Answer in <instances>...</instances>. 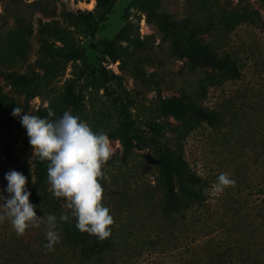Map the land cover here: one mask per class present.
Masks as SVG:
<instances>
[{
    "label": "rangeland",
    "instance_id": "obj_1",
    "mask_svg": "<svg viewBox=\"0 0 264 264\" xmlns=\"http://www.w3.org/2000/svg\"><path fill=\"white\" fill-rule=\"evenodd\" d=\"M155 1L154 11L170 15L174 20L187 16L242 17V11H249L256 19L254 24L239 25L230 33L223 27L220 32L210 31L204 36V41L217 52L228 53L235 60L239 80H230L211 69L189 70L186 60L172 53L170 37L148 19L146 0H117L103 21L97 20L88 29L72 28L74 42L82 53L76 68L69 64L40 97L22 107L33 112L47 105L50 99H58L65 80L71 78L72 69H76L73 77L75 92L82 94L81 119L94 132L106 133L114 150L102 166L104 178L100 181L104 188L102 203L114 218L108 237L112 247L103 254L99 264H182L205 256L207 248L214 254L212 257L226 254L230 264L249 258L256 264H264V161L258 156L263 142L258 141L257 135L263 131L262 139L264 134L262 5L259 0H242L241 3L239 0ZM46 2L73 12L95 7V0ZM2 3L0 0V14L3 13ZM21 18L30 21V27L16 24L12 17H0V67L12 65L22 71L35 58L38 44L34 31L36 33L37 19L41 17L35 13V17ZM52 19L68 27L61 17ZM119 34L122 36L116 40ZM103 41H114L128 64H122L120 69L121 59L113 62L104 55ZM20 47L27 52L24 64L18 54ZM133 65L139 71H135ZM102 69L118 74L120 80L104 84ZM80 71L83 78L77 80ZM8 96L22 103V98L9 90L0 75V99ZM171 96H182L207 109L222 112V124L213 128L192 116L176 120L162 115L159 101ZM127 121L133 124L129 126L130 141L125 148L119 139L112 137L121 133ZM155 121L165 128L166 136L158 137L160 141L168 143L175 153L184 151L192 171L206 179L208 206L172 218L161 213L159 205L165 198L164 171L154 151L143 146L154 136L147 125ZM235 122L237 132L228 135L226 127ZM243 132L256 133L255 138L252 136L254 144H250L253 143L249 141L251 137L239 143ZM13 133L17 147L21 148L26 133L17 129H13ZM18 155L32 173L33 152ZM2 162L0 139V164ZM221 173L234 179L235 186L216 193L213 185ZM1 182L2 165L0 192H4ZM47 191L52 194L49 183ZM55 198L64 210H71L64 198ZM217 205H221L222 210H217ZM45 229L46 219L40 222L39 228H30L26 236L34 242Z\"/></svg>",
    "mask_w": 264,
    "mask_h": 264
},
{
    "label": "trees",
    "instance_id": "obj_2",
    "mask_svg": "<svg viewBox=\"0 0 264 264\" xmlns=\"http://www.w3.org/2000/svg\"><path fill=\"white\" fill-rule=\"evenodd\" d=\"M47 0H2L3 13L0 17H12L16 24L30 27L31 22L24 21L21 17H35L38 14L36 38L38 47L33 62L25 65V69L18 70L12 65L0 67V75L8 86L9 90L22 98V103L17 99H10L8 96L0 99V139H1V155L2 164V188L5 189L7 181L4 179L5 174L10 170L22 172L28 178L26 187L30 190V203L36 205V213L38 217L47 218L48 215L57 217V228L55 229L60 235V241L54 246V250L49 252L44 245L47 243L44 231L41 232L36 241L28 240V230L22 236H18L11 227L8 219L2 221L0 227V264H99L103 254L112 247L111 239L99 240L94 235L82 233L75 227V218L71 216V210H64L56 198L47 191L48 177L47 168L48 161H41L34 157L32 165L33 171L29 172V165L22 161L18 153L32 152L29 144V138L26 134L22 147H17V141L13 133V129H17L26 133L22 127L19 118L12 116V109L28 105L35 97H40L42 92L50 86L52 81L61 74L70 64L76 68V63L81 59V50L77 48L72 28L82 27L90 28L97 20L103 21L109 11L115 5L117 0H95L93 10H71L50 5ZM262 5L264 19V0H259ZM242 0H239L241 3ZM155 0H146L145 9L149 20L155 22L159 29L170 37L171 50L179 59H185L189 70L211 69L221 75L226 76L230 80H239L240 71L235 60L228 53H219L209 42L204 41V36L220 32L224 27L230 33L237 26L244 24H254L255 17H251L250 12L242 11V17H192L187 16L180 20H174L170 15H159L153 7ZM52 17H61L68 27L61 25ZM264 28V21L262 24ZM122 35H117L116 40ZM1 44V42H0ZM114 41H103L101 43L104 55H108L113 62L121 59L124 66L126 60L123 59L118 52ZM1 46V45H0ZM19 58L22 64L27 62V52L20 47ZM75 68L72 69L71 78L66 79L62 88V94L58 99H50L47 105H41L33 112H27L40 117H47L48 109H52L55 113L54 118H59L65 111H71L73 115L81 118L82 94L75 92L76 79L74 74ZM135 71H139L136 65H133ZM143 76V75H142ZM101 77L104 84L111 81L120 80L118 74L112 72L107 73L105 69L101 70ZM83 78L80 71L77 80ZM216 85V84H214ZM206 89V88H205ZM159 112L164 116H171L176 120L188 119L192 116L199 123H205L209 127L216 128L218 124H222L220 114L222 112L207 109L200 104L194 103L192 100L184 97L171 96L169 98L160 99ZM133 123L127 121V125L123 126L121 133L113 135L121 141L125 148H128V130ZM235 125L226 127L228 135H234ZM147 129L151 135L149 141L144 142V147H150L157 158L160 160L162 170L164 171L163 182L165 185V198L160 203L161 213L172 218L174 215L184 216L191 213L195 208L208 206L205 194L206 179H202L194 171L184 157V151L175 153L168 143H162L159 138H164V127L158 122H150ZM263 132V131H262ZM258 132V141L263 142L261 145V153L258 155L264 161V134ZM256 133H241L239 143H243L246 137L250 138L251 145L254 144ZM254 138H253V137ZM159 137V138H158ZM184 137V136H183ZM6 182H3V181ZM178 189V192L177 190ZM3 195L7 197L9 194L4 191ZM219 200H222L220 197ZM221 205H217V210H222ZM225 208V207H224ZM226 210V209H224ZM0 211L4 213L2 200H0ZM62 214H68L67 222L60 221ZM239 221V220H237ZM238 223V222H237ZM2 234V235H1ZM243 244V243H242ZM225 246V244H223ZM252 251L251 249H249ZM228 251V250H226ZM212 251L207 248L205 256L193 258L182 264H230L227 255L222 253L216 257H212ZM249 260V262H247ZM239 264H256L251 259L238 261Z\"/></svg>",
    "mask_w": 264,
    "mask_h": 264
},
{
    "label": "clouds",
    "instance_id": "obj_3",
    "mask_svg": "<svg viewBox=\"0 0 264 264\" xmlns=\"http://www.w3.org/2000/svg\"><path fill=\"white\" fill-rule=\"evenodd\" d=\"M12 116L19 118L26 130L33 157L42 162L48 161L47 177L52 194L64 198L71 216L75 218V227L82 233L94 235L99 240L111 236L114 218L110 209L102 203L104 188L100 182L104 178L102 166L114 154L112 141L103 132H94L90 125L71 111H65L59 118L48 109L47 117L24 112L20 107L12 109ZM4 179L7 186L0 192V200L5 210L0 222L8 219L18 236L29 228H39L45 218L38 217L36 205L30 203L31 192L26 187L28 178L17 170H10ZM235 186V180L221 173L217 177L213 190L222 193L227 187ZM60 221L67 222L68 214H62ZM44 245L49 252L59 243L57 217L48 215Z\"/></svg>",
    "mask_w": 264,
    "mask_h": 264
},
{
    "label": "bare ground",
    "instance_id": "obj_4",
    "mask_svg": "<svg viewBox=\"0 0 264 264\" xmlns=\"http://www.w3.org/2000/svg\"><path fill=\"white\" fill-rule=\"evenodd\" d=\"M93 4H94V1L91 4H89V7L91 8L93 6Z\"/></svg>",
    "mask_w": 264,
    "mask_h": 264
}]
</instances>
